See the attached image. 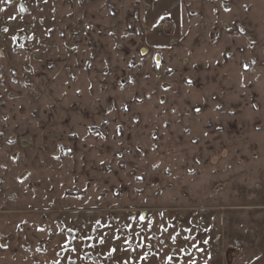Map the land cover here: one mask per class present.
<instances>
[{
  "label": "rangeland",
  "instance_id": "rangeland-1",
  "mask_svg": "<svg viewBox=\"0 0 264 264\" xmlns=\"http://www.w3.org/2000/svg\"><path fill=\"white\" fill-rule=\"evenodd\" d=\"M182 2L0 0V264H264V0Z\"/></svg>",
  "mask_w": 264,
  "mask_h": 264
},
{
  "label": "crops",
  "instance_id": "crops-1",
  "mask_svg": "<svg viewBox=\"0 0 264 264\" xmlns=\"http://www.w3.org/2000/svg\"><path fill=\"white\" fill-rule=\"evenodd\" d=\"M144 3L147 7L143 11V23L149 47H168L178 38L185 23L182 0H144ZM163 28H173V32L169 36Z\"/></svg>",
  "mask_w": 264,
  "mask_h": 264
},
{
  "label": "flooded vegetation",
  "instance_id": "flooded-vegetation-1",
  "mask_svg": "<svg viewBox=\"0 0 264 264\" xmlns=\"http://www.w3.org/2000/svg\"><path fill=\"white\" fill-rule=\"evenodd\" d=\"M219 239V236L217 239H214V241L212 242L211 246H210V249L212 250H215V255L217 257L220 256L221 252L224 251V257H225V261H227L226 264H234V260L237 259L240 255V252L238 249H226L225 247H222V246H219L218 244H216L214 246V243H218V240ZM220 241L222 244H225L223 243V236H220ZM218 249V251H216V249ZM223 248V249H222ZM235 251V252H234ZM236 254V255H235Z\"/></svg>",
  "mask_w": 264,
  "mask_h": 264
},
{
  "label": "snow or ice",
  "instance_id": "snow-or-ice-1",
  "mask_svg": "<svg viewBox=\"0 0 264 264\" xmlns=\"http://www.w3.org/2000/svg\"><path fill=\"white\" fill-rule=\"evenodd\" d=\"M20 11L23 12V11H24V8H21ZM5 31H7V29H5ZM197 111H199V109H197ZM69 151H71V150L69 149ZM140 219L143 220L144 217L141 216ZM149 227H151V222H149ZM163 230H164V231H167V229H163ZM149 239H151V237H150ZM172 239H173V241H175L176 237L173 236ZM186 239H187V237H186ZM205 242H206V241H205ZM100 243H103V240H102V239H101ZM115 251H116L115 248L111 249L109 255H111V253H112V252H115ZM146 258H147V254H145V256H142V257H141L142 260H143V259H146ZM171 259H172V257L169 256V257H168V260L170 261ZM125 264H129V262H128V261H125Z\"/></svg>",
  "mask_w": 264,
  "mask_h": 264
},
{
  "label": "water",
  "instance_id": "water-1",
  "mask_svg": "<svg viewBox=\"0 0 264 264\" xmlns=\"http://www.w3.org/2000/svg\"><path fill=\"white\" fill-rule=\"evenodd\" d=\"M20 8H24V11L22 12V13H25L26 12V8H25V6L24 5H22ZM0 55H1V53H0Z\"/></svg>",
  "mask_w": 264,
  "mask_h": 264
}]
</instances>
